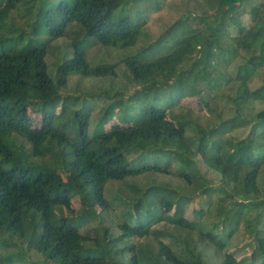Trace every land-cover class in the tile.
I'll use <instances>...</instances> for the list:
<instances>
[{
    "label": "trees",
    "instance_id": "16d2710c",
    "mask_svg": "<svg viewBox=\"0 0 264 264\" xmlns=\"http://www.w3.org/2000/svg\"><path fill=\"white\" fill-rule=\"evenodd\" d=\"M201 1L155 40L120 60L138 88L125 99L113 98L116 92L112 97L103 93L108 104L91 134L92 108L76 96H60L59 87L74 75L115 77L117 63L90 66L86 47H135L143 37L146 16L159 12L164 1L38 0L34 11L25 14L26 28L32 29L24 43L26 34L21 31H12V37L0 35V47L6 44L0 49V237L24 242L26 249L51 264H153L147 255L141 262L129 240L145 239L152 226L167 221L181 232L196 229L198 240L216 251L212 264H264V186L256 184L264 171V108L255 109L264 104V0ZM30 4L31 0H0V30L2 26L11 30L13 23L6 21L10 12ZM243 15L249 18L246 27ZM73 28L71 55L56 66L53 80L46 73V47ZM256 76L259 85L250 88ZM188 97H196V112L210 113L214 123L200 126L192 121L191 112L180 104ZM218 99L230 105V117L222 119V111H216ZM28 108L40 116L39 132L32 136L23 131V112ZM116 112L119 126L106 129ZM69 120L74 138L63 131ZM239 129H247L246 135L231 137ZM198 164L219 176L218 191L227 199L217 211L214 225L222 226L218 234H202L198 222L184 217L189 196L161 185L137 189L132 214L126 211L117 219L110 213L102 219L108 214L103 196L108 181L147 173L168 175L178 165L177 176L190 185L201 181ZM199 188V194L208 191ZM87 192L89 207L102 213L100 224L117 221L120 234H109L106 244L78 232L92 212L60 214L61 208L69 210L74 196L83 202ZM240 222L256 247L248 257L236 260L223 251ZM172 239L178 242L176 236ZM181 240L185 246L186 237ZM91 243L98 256H81ZM146 245L168 264H205L198 254L189 252L181 259L160 242L155 251Z\"/></svg>",
    "mask_w": 264,
    "mask_h": 264
},
{
    "label": "rangeland",
    "instance_id": "374dc122",
    "mask_svg": "<svg viewBox=\"0 0 264 264\" xmlns=\"http://www.w3.org/2000/svg\"><path fill=\"white\" fill-rule=\"evenodd\" d=\"M162 1L164 2L160 4L161 10L159 12L148 14V16H146V24L144 29L141 31L143 37L136 43L135 47L117 49L100 44H93L92 46L86 47L85 60L90 66H95L97 64L117 63L115 77H107L102 79H81L77 75H74L67 78L66 83L64 85L61 84L59 87L58 94L60 96H76L79 100H84L89 105V107L92 108V112L88 120L89 134L97 130V123L100 121V118L104 112V108L108 104V101L106 98H104L103 93L112 97L114 92H116L113 98L125 99L131 93H133L135 89L138 88V85L130 82L128 72L121 64H119L120 60L124 57L137 53V51L146 46V44L155 40V38H157L164 28L177 19L180 14L192 10L193 8L195 9V6L200 3L199 0ZM38 3V0H31L30 5H18L15 10L10 12L8 18L6 19V21L13 23L12 29L9 30V27L2 26L1 28L3 29L0 30L2 34L0 35L4 37H12L14 36V32L12 31H15V33L17 31H21L22 33L26 34L22 40V43H24L28 38L27 34H29L30 30L32 29V27L31 29L26 28L25 24L27 23L28 18L25 14L29 13L30 11H34L32 7L37 6ZM138 8H140V10L144 11L145 13L148 12V9L144 6H138ZM19 15H21V17H19ZM22 15L24 17H22ZM248 20L249 18L247 15L241 16L243 26L246 27L249 24ZM75 32L76 29L74 28L68 29L65 36L51 40L46 47L44 56L46 73L53 80L55 78L56 66L62 63L63 60L69 58L71 55L70 39L74 37ZM2 48L5 49L6 44L0 47V49ZM258 85V76H256V78H254L249 84V87L255 88ZM200 95L203 97V93ZM204 99L207 100L206 97ZM180 104L186 108L184 111H187V113L191 112L188 114V117L198 125L206 126L207 124L214 123L210 113L201 112L202 114H199L196 112L199 109L198 100L196 97L185 98ZM217 104L216 111H222V119L231 116L230 105L227 103V101L218 99ZM263 108L264 104H257L255 106L256 110ZM128 113L131 115L132 113H135V111H129ZM118 116H120V113L116 112L109 123H106V129L119 126ZM63 124H65L63 125V131L66 132L70 138H74L75 127L72 124V121L69 120V122H65ZM39 127V114L34 112V108H28L25 110L23 112L24 133L28 136L37 134L39 132ZM246 133L247 129H239L232 132L231 137L243 138ZM196 169L198 170L201 181L199 179L193 180L190 185H187L177 176L180 171L178 165H174L168 175L147 173L137 177L125 178L122 181H108L103 189V196L109 204L107 211L108 214L106 217L103 216L102 219H108L110 217V213L112 215H116L117 219L121 218V214L124 216L126 211H129L132 214V207L135 202V199L132 200V198L137 197L136 190L149 185H161L168 187L171 190L180 189L181 195L189 196L191 202L185 209L184 217H186L189 221L198 222V228L202 234L207 232L218 234L221 231L222 226L219 224L214 225L218 222V218L216 217L217 211H219V209L223 210V206L227 204V199H223L221 193L218 191L219 187H221L219 176H217L215 173H212L210 170L200 164L197 165ZM256 184L257 187L264 186V171L258 175ZM199 186L207 187L208 191L204 192L203 194H199ZM83 198L84 200L81 202L77 195L74 196L70 200L69 210H66L65 208H61L60 210V214L64 216L72 215L74 217L75 215L81 214L83 210H88L93 213L91 216H85V224L78 227V232L80 235L87 237L90 241L98 239L99 243L106 244L109 239V234L112 236L120 234L117 230L116 220L115 222L108 223L106 225L100 224V215L102 213L99 211L100 209L95 206H92V208L89 207L91 196L88 194V192L85 193ZM194 210L198 212L200 210V212L194 213ZM76 224H78V221H75L74 225ZM103 229L107 230L106 234H104ZM195 230L196 229H189L185 232H181V230L175 229L174 226L166 221L152 226L151 233L147 238H143L141 240L130 239L129 243L131 245H136L134 253L141 262L146 259L147 255L150 258L152 257L151 260L153 261V264H168L163 261L162 258L156 256L154 252H151V249L146 245H151L154 247L155 251L157 250V243L160 242L164 245H167L171 251L181 259H183V257H187L189 252H191V254L194 256L198 254L200 259L204 261L205 264H212L216 258V251L214 250L213 246H209L203 241H199ZM186 233L189 235V237ZM174 236L178 238V242L172 239ZM185 237L186 245L184 246L179 242L182 241L181 239L184 240ZM5 239L6 240L0 237V264H31L34 262H41V264H51L49 262H44L41 255L34 250L26 249V244L24 242H20L16 238ZM3 241H6L7 243L6 247H2ZM91 244L92 246L80 253L81 256H98L99 251L93 246V243ZM116 245L118 248L123 246V244L117 243ZM255 247L256 244L254 240L243 229V225L240 222L236 232L227 242L226 248L223 252L226 253L228 251L234 255L236 260H240L251 255ZM114 258L120 259V257L115 255ZM122 258H125V255H123Z\"/></svg>",
    "mask_w": 264,
    "mask_h": 264
}]
</instances>
